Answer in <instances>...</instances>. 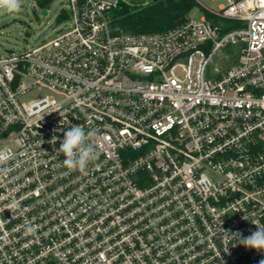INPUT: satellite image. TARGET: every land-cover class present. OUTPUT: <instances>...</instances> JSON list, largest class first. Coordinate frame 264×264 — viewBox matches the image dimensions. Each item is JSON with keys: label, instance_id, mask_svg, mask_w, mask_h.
I'll return each mask as SVG.
<instances>
[{"label": "built area", "instance_id": "built-area-1", "mask_svg": "<svg viewBox=\"0 0 264 264\" xmlns=\"http://www.w3.org/2000/svg\"><path fill=\"white\" fill-rule=\"evenodd\" d=\"M68 2L0 57V264H260L239 239L264 225V0L152 33L114 23L122 0ZM71 125L84 172L57 153Z\"/></svg>", "mask_w": 264, "mask_h": 264}, {"label": "rangeland", "instance_id": "rangeland-1", "mask_svg": "<svg viewBox=\"0 0 264 264\" xmlns=\"http://www.w3.org/2000/svg\"><path fill=\"white\" fill-rule=\"evenodd\" d=\"M199 6L192 8L188 16L191 20L199 21L203 16L204 7L209 10H218L220 5L227 0H197ZM49 12L41 14L40 0H22V8L18 13L0 15V57H4L10 51L19 52L24 48L40 43L42 39L52 38L61 28L57 15L63 8L69 9L68 0H48ZM220 59L216 58L214 65H218ZM224 65L231 63L225 60ZM46 91H37L33 95H40Z\"/></svg>", "mask_w": 264, "mask_h": 264}, {"label": "trees", "instance_id": "trees-1", "mask_svg": "<svg viewBox=\"0 0 264 264\" xmlns=\"http://www.w3.org/2000/svg\"><path fill=\"white\" fill-rule=\"evenodd\" d=\"M45 4L40 1L41 6ZM195 6H199L197 0H122L114 23L130 33L168 31L189 21L188 13ZM201 8L206 18L217 19L209 9Z\"/></svg>", "mask_w": 264, "mask_h": 264}, {"label": "clouds", "instance_id": "clouds-1", "mask_svg": "<svg viewBox=\"0 0 264 264\" xmlns=\"http://www.w3.org/2000/svg\"><path fill=\"white\" fill-rule=\"evenodd\" d=\"M22 8V0H0V15L8 13H18ZM94 133L86 132L81 125H71L64 132V138L57 150L65 159L63 165L70 171L78 170L84 172L88 164L95 158V144L93 141ZM14 158L12 148H0V162H7ZM256 231L248 237L239 239V243L247 248L257 251H264V225L259 221H253ZM264 264V260L260 261Z\"/></svg>", "mask_w": 264, "mask_h": 264}, {"label": "water", "instance_id": "water-1", "mask_svg": "<svg viewBox=\"0 0 264 264\" xmlns=\"http://www.w3.org/2000/svg\"><path fill=\"white\" fill-rule=\"evenodd\" d=\"M41 14H42V15H46V14H47V9H46V8H43V9L41 10Z\"/></svg>", "mask_w": 264, "mask_h": 264}, {"label": "crops", "instance_id": "crops-1", "mask_svg": "<svg viewBox=\"0 0 264 264\" xmlns=\"http://www.w3.org/2000/svg\"><path fill=\"white\" fill-rule=\"evenodd\" d=\"M220 6H222V5H220ZM220 6H219V7H220Z\"/></svg>", "mask_w": 264, "mask_h": 264}]
</instances>
